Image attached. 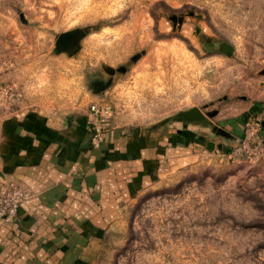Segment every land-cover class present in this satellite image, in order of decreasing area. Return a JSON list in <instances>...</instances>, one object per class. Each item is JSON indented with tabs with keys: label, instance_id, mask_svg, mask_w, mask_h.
I'll return each instance as SVG.
<instances>
[{
	"label": "rangeland",
	"instance_id": "rangeland-1",
	"mask_svg": "<svg viewBox=\"0 0 264 264\" xmlns=\"http://www.w3.org/2000/svg\"><path fill=\"white\" fill-rule=\"evenodd\" d=\"M74 31L75 46L53 52ZM0 86L13 94L0 119L39 98L62 126L84 116L90 138L89 106L98 103L131 136L177 127L209 139L135 191V176L123 173L75 189L81 202L64 204L72 218L52 227L97 240L98 258L86 264H264V0H0ZM191 108L207 122L171 119ZM246 123L259 127V150L235 155ZM226 132L239 143L224 154L214 145ZM14 188L24 196L0 229L34 198L0 173V212Z\"/></svg>",
	"mask_w": 264,
	"mask_h": 264
},
{
	"label": "crops",
	"instance_id": "crops-1",
	"mask_svg": "<svg viewBox=\"0 0 264 264\" xmlns=\"http://www.w3.org/2000/svg\"><path fill=\"white\" fill-rule=\"evenodd\" d=\"M38 99L26 100L15 113L0 119V173L34 194L20 208L18 219L0 229V264H86L96 260L97 240L88 235L76 238L68 226L52 227L53 220L72 218L73 205L64 204L81 202L75 189L83 190L85 185L92 189L103 182L100 178L123 173L128 181L135 176L127 186L129 192L135 191L154 176L155 169L170 160L192 159L209 141L200 130L177 127L131 136L112 123L111 111L102 120L107 127L104 141L92 149L84 116L76 115L68 126H62L60 116L44 110ZM223 139L225 143L214 148L224 154L239 143V136L229 132ZM68 234L74 236L68 238Z\"/></svg>",
	"mask_w": 264,
	"mask_h": 264
},
{
	"label": "built area",
	"instance_id": "built-area-1",
	"mask_svg": "<svg viewBox=\"0 0 264 264\" xmlns=\"http://www.w3.org/2000/svg\"><path fill=\"white\" fill-rule=\"evenodd\" d=\"M7 100L13 101V94L9 89L0 86V104L3 105ZM110 114L111 107L107 104L92 103L89 106L87 122L89 125L90 141L94 148H99L103 142L104 126L102 125V120L107 119ZM258 131V125L246 123L240 146L234 150V154L237 155L239 151H245L248 147H252L255 151L259 150V143L256 140ZM12 193L14 198L11 199L8 210L0 212V218L5 215H14L18 203L24 196L17 188H14Z\"/></svg>",
	"mask_w": 264,
	"mask_h": 264
},
{
	"label": "water",
	"instance_id": "water-1",
	"mask_svg": "<svg viewBox=\"0 0 264 264\" xmlns=\"http://www.w3.org/2000/svg\"><path fill=\"white\" fill-rule=\"evenodd\" d=\"M78 38H80V36H79V32L77 31L61 34L56 41L53 52L55 53L69 52L70 49H72L75 46V43ZM222 51L226 56H230L232 53L230 47H227L226 45L222 48ZM106 86L103 85L102 86L103 88L100 87V90L98 91H101V89L106 88ZM209 116L212 115L209 114ZM171 119L177 120L184 124L190 122L194 124H205L207 122L205 116L200 112L198 108H191L189 110L179 112ZM166 122H168L167 119L162 121V123H166Z\"/></svg>",
	"mask_w": 264,
	"mask_h": 264
}]
</instances>
